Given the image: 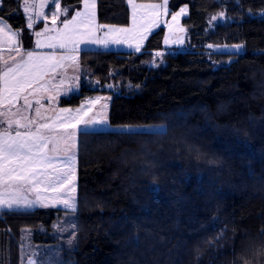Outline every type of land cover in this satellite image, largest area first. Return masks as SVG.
Wrapping results in <instances>:
<instances>
[{
    "label": "trees",
    "instance_id": "16d2710c",
    "mask_svg": "<svg viewBox=\"0 0 264 264\" xmlns=\"http://www.w3.org/2000/svg\"><path fill=\"white\" fill-rule=\"evenodd\" d=\"M22 1L3 0L0 17L25 31ZM61 2L72 12L81 5ZM183 4V48H168L162 23L140 52L79 53L100 86L82 83L60 104L101 89L114 93L112 124L165 128L80 132L76 240H59L60 264H264V0H169L168 14ZM96 18L129 25V4L97 0ZM63 211L0 210V233L15 239H3L0 264H20L23 231L45 238L40 225Z\"/></svg>",
    "mask_w": 264,
    "mask_h": 264
},
{
    "label": "snow or ice",
    "instance_id": "6c2138e0",
    "mask_svg": "<svg viewBox=\"0 0 264 264\" xmlns=\"http://www.w3.org/2000/svg\"><path fill=\"white\" fill-rule=\"evenodd\" d=\"M3 0H0L2 3ZM49 0H39V11H35L37 5L35 0H23V12L27 15V29H32L36 20L41 18L45 22L42 31L34 33L37 38L35 47L37 49L48 47L50 49H61L59 56L55 51L52 53H41L26 51L21 55V47L17 38L22 34V29L12 31L11 27L0 18V53L3 44L10 45L8 51L15 52L17 56H9L4 59L0 54V209H31L35 206L58 207L62 206L66 214H74L77 210L76 202V147L77 134L83 129L97 125L108 124L106 105H101V112L92 114L93 109L104 97H96L83 101L79 107L60 108L54 116H46L41 109L44 105L41 100L45 97L43 93L50 92L46 77L55 73L58 68H64L65 62L78 69L79 52L81 45L109 43L127 44L135 47L137 52L141 51V45L147 39L153 28L159 27L161 15L168 14L169 0L162 3L137 4L135 0H127L132 7V24L130 27H116L114 25H101L96 22L97 0H83V11H76L71 19H64L62 27L57 28V21L61 15L60 0H51L54 10L51 15H45L43 9ZM66 14L68 9L63 10ZM187 13V5L178 12L172 13V22L168 24L169 31L174 30L178 19ZM223 16V13L219 14ZM217 17L213 16L215 20ZM51 20L52 27L49 28L47 21ZM107 29L103 38H98L96 32ZM177 31H184L176 27ZM55 33V35H46ZM43 38V39H42ZM165 43H183L182 39L169 40L165 37ZM212 47V45H209ZM239 49L241 45H234ZM162 53L157 52L156 56ZM9 60L12 61L9 66ZM72 83H67L62 78L59 85H52L55 95H49V102L56 101L58 97L68 95L79 87L78 77L67 78ZM111 87V86H109ZM36 93H41L35 98ZM35 98V115L30 116L28 112L33 108ZM23 99V107H17L13 112V106ZM48 109H45L47 112ZM134 127L163 128V126H132L123 125L120 128L131 133ZM14 133V134H13ZM209 163H214L210 161ZM52 193L51 196L43 193ZM28 194H34L29 198ZM75 228L76 225H71ZM66 231V229H59ZM76 240L75 234L67 240L72 246ZM28 264H36L32 257L28 258Z\"/></svg>",
    "mask_w": 264,
    "mask_h": 264
},
{
    "label": "rangeland",
    "instance_id": "374dc122",
    "mask_svg": "<svg viewBox=\"0 0 264 264\" xmlns=\"http://www.w3.org/2000/svg\"><path fill=\"white\" fill-rule=\"evenodd\" d=\"M163 0L160 2L162 3ZM35 3L37 5L35 11H39V0H35ZM61 3V15L59 17V20L57 21V28H61L62 25V21L64 19H71V16L75 14L76 11H83V0H81V5L79 8H77L76 11L72 12L71 9L72 6L70 7L69 4H63L60 0ZM135 3L137 4H151L150 2H140V1H136ZM1 4V3H0ZM186 4L181 5L177 10L171 12L170 14L167 15H161L160 19L161 21H163V23L165 22L166 24V29H167V33L166 36L169 38V40H175L177 38L182 39L183 43L181 44H175V43H168L167 45L169 46L168 48H183L184 46H186L187 44V28L186 26H184L182 24V18L184 16H186L188 14V6H187V13L185 15H182L178 21L176 22V24L174 25V30L172 32L169 31V27L168 24L172 22V13L178 12L182 7H184ZM22 10H23V1H22ZM130 9H132L131 5ZM168 7V6H167ZM68 9V12L65 14L64 13V9ZM54 10V5L51 3V0H49V3L45 6V8L43 9L45 15L50 16L51 15V11ZM169 10V7H168ZM169 12V11H168ZM25 18H26V23H27V15L23 12ZM167 16V17H166ZM33 19L35 21L34 26L32 29H27L25 31L22 32V34L17 38V40L19 41V45H11L12 47L15 46H20L21 47V55L25 54L26 51H36V52H41V53H52L53 51H55L56 55L59 56L62 52L61 49L57 48L55 50L50 49L48 47H43L40 49H37L35 47V41H36V37L34 35V33L36 31H42L45 27V22L43 21V19L41 18L40 20H36L35 16H33ZM96 22L98 24H101L97 18H96ZM48 27L51 28L52 24H51V20L49 19L47 21ZM162 24V23H161ZM7 25H9L7 23ZM106 25V24H105ZM10 26V25H9ZM11 27V26H10ZM176 27L178 28H182L184 29V31H177L175 30ZM12 31H18L20 29H15L12 28ZM155 29V28H154ZM100 31H103V29H100L96 32V36L98 38L100 35ZM46 35H55V33H46ZM165 36V37H166ZM43 39V38H42ZM3 45H8L10 46L8 43H4ZM234 45H240V44H215L212 45V47H208L213 49V51H222V52H228V51H238L241 49V47L239 49L233 47ZM100 44H87V45H81V50L83 49H96L99 48ZM176 46V47H175ZM128 47H126L125 45H123L122 49H127ZM170 50V49H168ZM212 52V50L210 51ZM209 51L207 53H210ZM80 53V52H79ZM160 53H165V50H162ZM3 55L4 59H8L9 56H17V54L13 51V52H9L7 49L4 51H2V53H0ZM79 55V54H78ZM161 57V56H160ZM20 57L17 56V59H19ZM78 63H79V67L78 69L75 68V66L71 65V62H65V67L64 68H58L56 70L55 73H50L48 77H46L47 81H51V83L49 84V89L50 92L48 93H43V96L45 97L44 99L41 100V103L44 105V108L41 109L42 113L46 116H54L56 111H58L60 108H72L75 109L77 107L80 106V104L88 99H95L96 97H104L107 99H102L99 101V103H97V105L95 106V108L93 109V113H90V115L92 114H96V113H100L101 112V105H106V109H104V111H106V114L108 116V124L106 125H97L95 127H90L87 129H83L81 131H93V130H118V131H123L120 126L123 125H132V126H145V125H151V126H163V128H157V127H153L151 129L148 128H144V127H134L132 131H136V130H142V131H149V130H162L165 128L164 124H119V125H115L112 124L109 120V112H110V104H111V100H112V93L109 91H103L101 89L91 92V93H87L81 96V99L78 103H76L75 105H67V104H60L59 101L63 96L61 94L58 99L56 101L53 102H49V100L47 99V97L49 95H55V91L51 90L52 89V85H59L60 81L62 78L66 79L67 83H72L73 81L68 80L67 78L70 77H78L77 81H74L75 83L79 84V87L76 88L74 91H72L71 93H69L68 95L74 94L76 92H78V90H80L82 83L86 86V87H95V86H100L98 85V81L92 79L91 77H89V72L87 68H84L78 59ZM12 61L9 60V66H11ZM114 94V93H113ZM41 95V93H36L35 94V98H39V96ZM30 99H32L33 101V108L29 110L28 115L30 116H34L35 115V98L33 97H29ZM17 107L22 108L23 107V99H21L19 102H17V105L13 106L12 111L15 112ZM45 109H48L47 112H45ZM80 131V132H81ZM80 132H78L77 134V147H76V175H75V186H76V192H75V196H76V202H77V206H78V197H77V157H78V141H79V134ZM14 134V133H13ZM26 195H29V198H34V194H28L26 193ZM43 195L46 196H51L53 195L52 193H43ZM48 208H60L63 209L64 211L62 212L61 215H58L56 217L55 220L52 221V223L50 224V226H44V225H40L39 228V232L43 235H45V238H41L39 234L32 232L31 230H29V228L25 229L23 231V233L21 234V237L18 240V244H19V249H18V254H19V263L20 264H28V258L32 257L34 260H36V264H60L63 261L61 260V258H59L58 260V256H59V248L60 245L58 247L59 244V240L60 239H64L68 240L71 235L73 234V228L71 227V225H73L74 220H75V213L74 214H66V210L62 207V206H58V207H41V206H35L31 209H14L16 211H27V210H33V209H48ZM0 210H8L9 209H0ZM11 211V210H10ZM1 217L5 218L4 215L0 214ZM66 229V231H60L59 229ZM6 238V241L12 242L15 241L14 238L10 237V236H3L0 233V244L2 243L3 239ZM66 245V243H64ZM68 245V244H67ZM50 247V248H49ZM49 248V249H48ZM65 249V248H63ZM0 259H1V254H0ZM61 261V262H59ZM1 263V260H0ZM64 264V263H63ZM65 264H75L74 260H69L68 262H65Z\"/></svg>",
    "mask_w": 264,
    "mask_h": 264
},
{
    "label": "crops",
    "instance_id": "0c3cea01",
    "mask_svg": "<svg viewBox=\"0 0 264 264\" xmlns=\"http://www.w3.org/2000/svg\"><path fill=\"white\" fill-rule=\"evenodd\" d=\"M140 2H142V1H140ZM150 3H160V2H150ZM130 7V6H129ZM0 18H2V17H0ZM3 19V21L4 22H6V23H8L4 18H2ZM9 24V23H8ZM131 24H132V9H130V22H129V25H114V24H106V25H114V26H116V27H130L131 26ZM10 25V24H9ZM102 25H105L104 23H102ZM11 26V25H10ZM13 28V27H12ZM154 30V28L152 29V31ZM107 31V29H103V31H100V35H99V37L100 38H103L104 37V33ZM151 31V32H152ZM150 32V33H151ZM149 33V34H150ZM148 34V35H149ZM148 37V36H147ZM144 42H145V40H144ZM144 42H143V44L141 45V48H142V46L144 45ZM123 45H125L126 47H128L127 49H122L123 48ZM9 47L10 46H8V45H3V49H4V51L7 49H9ZM96 49H112V50H135V47L133 46V47H129L127 44H116V43H109L107 46H104V45H102V44H100V46H99V48H96ZM0 130H2V129H0Z\"/></svg>",
    "mask_w": 264,
    "mask_h": 264
}]
</instances>
